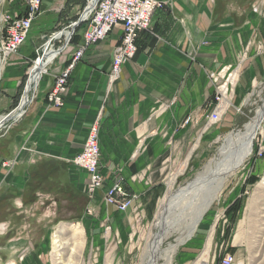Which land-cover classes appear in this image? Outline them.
<instances>
[{"label":"crops","instance_id":"0c3cea01","mask_svg":"<svg viewBox=\"0 0 264 264\" xmlns=\"http://www.w3.org/2000/svg\"><path fill=\"white\" fill-rule=\"evenodd\" d=\"M72 1L42 3L45 6L32 24L27 43L5 62L0 79L1 112L16 100L25 63L35 56V40L47 29L42 22L59 26L74 19L83 4L81 0ZM162 1L163 6L152 14L149 28L138 34L137 51L123 64L117 79L110 80L109 73L113 48L122 34L118 26L104 40L84 50L71 70L64 104L58 108L49 106L47 93L55 74L67 65L75 46L82 42V28L77 29L69 50L41 78L20 125L0 137V160L10 156L16 160L14 171H37L39 162L70 160L81 150L90 124L99 121L104 179L110 182L112 172L121 171L126 189L137 197L124 212L98 201L93 204L94 214L86 215L83 206L82 214L72 221L80 222L85 230L79 223H61L52 234L54 264L55 234L79 228L81 236L85 231L98 250H105L102 245L110 235L117 241L131 239L135 224L152 207L154 192L162 187L163 171L182 169L189 163L194 166L202 149L217 140L222 123L213 124L208 118L216 105L215 82L210 73L229 74V65L239 61L241 34L247 31V25L234 24L229 19V0ZM6 192L0 194L3 258L8 256L6 249L21 245L26 233L24 225L8 229L11 218L22 219L26 212L22 209H36L41 202L22 197L10 200ZM106 223L111 225V232L105 231ZM19 250L13 251L18 255ZM40 252L39 247L36 253Z\"/></svg>","mask_w":264,"mask_h":264},{"label":"rangeland","instance_id":"374dc122","mask_svg":"<svg viewBox=\"0 0 264 264\" xmlns=\"http://www.w3.org/2000/svg\"><path fill=\"white\" fill-rule=\"evenodd\" d=\"M74 1L78 0L72 2ZM44 2L45 5H48L52 3V0H43V4ZM85 3L86 0H81L82 7ZM24 10H26L25 0H0V38L6 22L19 14H23ZM231 13L234 14L232 15L234 17L230 16ZM229 19L234 24L243 23L247 25V31L241 34L242 47L239 50V61L229 65V83L227 84L229 104L222 106L220 110L221 117L216 124H222L219 127L221 129L217 140L202 149L200 156L194 160V166L190 167L191 163H189V166L185 165L182 169L173 168L170 171H163L161 176L162 187L154 192L152 207L135 224L136 232L131 239L117 241L110 235L109 240L105 241V245H102L105 250H98L91 245L92 241L88 239L90 236L85 231H83V236L74 240L73 244V239H65L69 238L73 231L63 232L59 234L65 242L63 248L60 249L63 260H68L70 264L148 263L149 244L153 240V234L159 231L154 226L158 205L167 192L170 179L174 178V190L195 179L199 172L205 170L211 158L219 152L225 137L230 133L242 132L245 124L255 115L257 108L263 104L264 0H229ZM42 23L46 25L47 29L40 38L39 36L38 39L36 38L37 45L42 42V37L45 34L48 35L54 29L64 26V24L51 25V21L47 20ZM7 58L0 61V79L4 74L3 69ZM34 58V56L31 57L25 63L26 72L19 84L16 100L14 99L11 104L13 107H7L2 112L0 111V117L10 114L0 127V137L4 134L9 135L10 131L20 125L21 119L26 115L28 104L31 101L22 104V99L26 92L28 70ZM53 65L54 63L49 72ZM37 89L38 85L34 96ZM32 96L33 93L30 92L28 98L30 99ZM48 104L52 106L49 102ZM215 104H217V100ZM95 123L98 124L99 142V121H93L90 124L87 135L92 124ZM87 135L81 150L85 145ZM72 158L66 161L46 160L39 162H45L44 168L46 167L48 171H14L15 159L9 156L7 159L0 160V194L9 190L6 193L10 200H19L22 197L27 200L41 201L36 209L33 207V209L29 207L26 210L22 209L23 213L26 211L22 219L10 217L11 226L8 229L13 227V230H17L18 227L24 225L26 233L22 235L24 238L20 242L21 245H14L11 246L12 249H6L8 256L0 257V264H54L52 234L58 230L61 223H79L82 225L80 222H73L72 218L80 216L85 206V214L93 215L95 212L93 204L98 201L115 207L118 212L125 211L118 207L122 201H130L127 209L132 206L137 197L126 189L121 171L112 172L110 182H106L104 179L100 166L101 154L98 157V166L103 175V183L93 193L88 191L87 185L90 179V171L72 163ZM55 165L58 170L49 171V169L55 168ZM114 181L126 190L127 199L123 200L121 196L115 193L110 195L112 201L105 196L106 188ZM98 190L99 192L101 190L102 193H98ZM192 193L197 197L199 191L196 189ZM195 196L194 199L179 198L173 202L174 206L170 205L169 215L177 218L178 221L168 228L160 247L165 248L181 239L182 241L171 255L169 264H193L199 256H208L211 264H217L219 257L229 252L235 256L238 262L243 264H264V120L261 128L252 139L250 154L245 157L235 171L225 177L221 190L216 193L207 209L202 213L193 234L186 237L182 232H184V227L193 212ZM248 203H250L249 206ZM32 210L35 211L36 215L33 214ZM82 226L84 229V225ZM103 226L105 231H112L111 225L106 223ZM27 228L30 235L27 233ZM125 242L127 246L123 244ZM39 247L41 252L36 253L39 251ZM17 248L20 249L18 255L17 252L13 251ZM157 263L166 264L162 258H159Z\"/></svg>","mask_w":264,"mask_h":264},{"label":"built area","instance_id":"2783aa9c","mask_svg":"<svg viewBox=\"0 0 264 264\" xmlns=\"http://www.w3.org/2000/svg\"><path fill=\"white\" fill-rule=\"evenodd\" d=\"M25 3L26 10H24V13L6 22L4 32L0 38V61H4L8 56L19 51L28 37L33 21L41 13L43 0H25ZM161 6H163L162 0H86L85 5L74 19L67 22L63 27L54 29L50 34H45L42 37V42L35 47V58L28 70L26 87L30 83V70L35 60L40 59L42 63H45L43 70L38 74L37 85H39L40 79L49 72L51 65L69 50L73 36L79 28H82V42L75 46L67 65L55 74L54 83L47 93V101L54 107H60L64 104V95L68 89L69 77L75 63L82 58L87 47L104 40L113 27L116 26L121 28L122 34L119 43L113 48L109 77L110 80L117 79L123 64L132 59L137 51L136 39L138 34L149 28L152 14ZM69 31L70 34L67 36ZM49 49L54 52L50 60L46 57ZM224 75L210 73L215 82L214 91L217 100V104L208 115L211 123H216L220 119L222 106L229 104V99H227V95H229L227 91L229 74ZM37 85L34 88L32 87L31 91L29 90V93H33V96L32 99H29L28 93V101L33 100ZM224 100H227V103ZM97 130L98 124H92L83 149L71 160L75 165L82 166L85 170L90 171V179L87 185L88 191L91 193L95 192L103 183V175L100 173L98 166L100 147ZM114 193L121 196L123 200L127 199L126 190L115 181L108 185L105 196L112 201L110 195ZM129 203V200L122 201L118 204V207L126 210ZM193 264H211V262L208 256L206 258L199 256ZM217 264L243 263L238 262L235 256L229 252L220 256Z\"/></svg>","mask_w":264,"mask_h":264},{"label":"bare ground","instance_id":"6f19581e","mask_svg":"<svg viewBox=\"0 0 264 264\" xmlns=\"http://www.w3.org/2000/svg\"><path fill=\"white\" fill-rule=\"evenodd\" d=\"M69 34L70 31L67 32V36ZM53 55H54L53 50L49 49V51L46 54V57L47 59L50 60L53 57ZM44 66L45 63H42L40 59H38L37 61L35 60V63L30 70V79H29L30 83L26 87L25 90L26 92L25 95L23 96L22 104L28 102L27 94L29 93V90L30 91L32 90V87L34 88L35 85H37V81L39 78L38 74L41 70H43ZM30 84H32L31 89H30ZM224 102L227 103V100H224ZM6 117L8 116L4 115L3 117H0V127L7 119ZM263 120H264V102L261 106L257 108L256 113L251 118V120L245 124L244 130L242 132H238L236 134L230 133V135L228 134L225 137L224 142L221 148L219 149V152L216 154V156L211 158L205 170L199 172L196 175L197 177H195V179L188 181L184 186H181L178 189L176 188V190L173 189L174 178L170 179L171 181L168 182L167 192L158 205L154 226H156L159 229V231L154 233L153 234L154 236H152L153 240H151L149 244L150 251L147 259L149 261L146 264H158L157 260L159 258L164 259L166 264H169L171 255L173 254L179 243L182 241L181 239L177 243L175 242V244H171V245L169 244L165 248L160 247L161 242L168 228L178 221L177 218H173L171 217V215H169L170 205L171 204L173 205V202L179 200V198H186V197L193 198L195 194L192 193V191H195L196 189L199 191L197 197L195 196L196 199L193 202L194 203L193 212L191 213L189 221H187V223L185 222L186 226L184 227V232H182L184 233V235H186V237H190L193 234L197 222L201 218L202 213L207 209L210 202L215 197L216 193H218L221 190L225 177L231 172L235 171L242 163V161L245 159V157H247L250 154L252 139L261 128V124ZM249 205L250 203H248V206ZM80 236H81V229L76 228L71 236V238L73 239L72 244L74 243V240L80 238ZM65 239H69V238H65ZM54 241L56 242L55 262L57 264L58 263L70 264L68 260L67 261L63 260L61 256L62 251L60 249L63 248L62 246H64L65 243L63 238L60 237L59 234H55ZM152 255L154 256L152 257Z\"/></svg>","mask_w":264,"mask_h":264},{"label":"trees","instance_id":"16d2710c","mask_svg":"<svg viewBox=\"0 0 264 264\" xmlns=\"http://www.w3.org/2000/svg\"><path fill=\"white\" fill-rule=\"evenodd\" d=\"M55 164H57V163H55ZM44 165H45V162H43V163H40V165L37 167V171H48V170H46V167L44 168ZM42 167V168H41ZM55 168H53V169H49V171H56V170H58V168L56 167V165L54 166ZM58 167H61V166H59L58 165Z\"/></svg>","mask_w":264,"mask_h":264},{"label":"water","instance_id":"95a60500","mask_svg":"<svg viewBox=\"0 0 264 264\" xmlns=\"http://www.w3.org/2000/svg\"><path fill=\"white\" fill-rule=\"evenodd\" d=\"M8 116V115H7Z\"/></svg>","mask_w":264,"mask_h":264}]
</instances>
